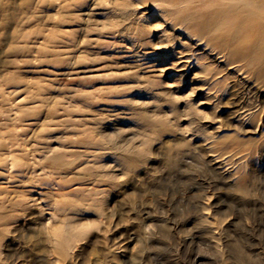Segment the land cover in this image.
<instances>
[{
  "label": "rangeland",
  "instance_id": "rangeland-1",
  "mask_svg": "<svg viewBox=\"0 0 264 264\" xmlns=\"http://www.w3.org/2000/svg\"><path fill=\"white\" fill-rule=\"evenodd\" d=\"M96 1L101 8L87 10L94 0H74L66 11L82 7V15L53 18L49 0H34L35 16L0 20V264H264V152H253L264 136L242 133L234 119L241 76L219 93L225 107L217 121L189 126L191 117L167 113L171 102L160 95L157 113L167 124L153 131L127 103L137 93L123 86L131 79L126 65L151 74L175 58L168 21L133 0L123 35L114 0ZM151 23L160 24L148 34ZM172 86L185 92L188 82ZM203 87V96L216 94ZM213 102L202 114L215 111ZM103 130L119 134L122 148L102 139ZM145 136L146 154L135 148L115 161L125 145L143 148ZM85 138L96 144H79ZM91 193L97 199L83 200L85 208L68 205ZM77 224L71 248H56L60 230Z\"/></svg>",
  "mask_w": 264,
  "mask_h": 264
},
{
  "label": "bare ground",
  "instance_id": "bare-ground-1",
  "mask_svg": "<svg viewBox=\"0 0 264 264\" xmlns=\"http://www.w3.org/2000/svg\"><path fill=\"white\" fill-rule=\"evenodd\" d=\"M33 1L34 0H0V20L14 21L21 17L35 16L36 13L32 11L35 10L32 7ZM49 1L53 4L54 9L50 11L51 13L49 16L53 18L65 17L72 14L82 15L84 11L82 7L80 10L82 12L78 14L76 12L66 11V5L71 4L74 0ZM144 1L149 2L155 7L159 15L165 18V21H168L167 25L170 30V37L177 45V49L173 51L175 58L172 62L155 66L151 74L136 69L137 67L134 65H126V67L131 70V72L128 73L131 79L130 82L123 87L137 93L136 96H131L127 99V103L135 112L134 115L139 110H142V112L137 113L136 116L138 114L142 115V120L145 125L155 131L159 124H165L167 122L165 120L166 114L163 116L161 112L157 113V108L161 107L160 95H164L165 100L171 102L167 113H176L181 118L186 115L190 116L189 126H192L194 123L196 124V119L206 118L207 120L209 118L212 121H217V109L225 107L221 100V96L219 97V93L225 96L227 92L226 84H228L230 76L237 77L239 75L242 81L240 94L243 95L244 100L240 111L234 116V119L239 124L238 129L245 134L247 132L256 134L259 130L262 132V136H264V0ZM93 5L95 6L92 8ZM113 5L119 8L123 13V21L122 23H118V25L121 26L120 33L123 34L125 30H127L124 18L127 17L132 10L131 8L136 4H133V0H114ZM99 7L101 8V4L94 0L92 5L88 6L86 9L93 10ZM88 15H91V13H88ZM99 15L101 17L107 16L106 13ZM159 24H149L150 29H148L147 33L152 34L153 31L158 28ZM104 25L105 24H103V28ZM98 33L96 34L98 35ZM143 35H145V32L140 30V36ZM212 58L220 63V66L217 67L214 66L213 63H208L207 60L210 59V61H212ZM186 81L188 82V87L185 92H178L172 88L173 84L178 85ZM205 84L213 85L215 88L216 94L210 96L211 98L208 95L203 96L202 93H199L205 90L203 87ZM222 85H224L225 88L221 87ZM157 86H161L162 88L160 93L153 92L154 87ZM150 93L151 97H144L146 94ZM197 94L198 96L202 95L203 98H196L195 96H197ZM213 98L216 99V102L212 103L215 111L207 112L204 110L205 114H202L200 109L201 106L205 102L212 101ZM151 99L153 101H151ZM149 104H153L155 110H147L146 108ZM148 113H150V115ZM254 117H258L257 125L252 123ZM169 125L171 126V124ZM174 125L179 128L178 123ZM246 127L252 128L253 130H245ZM131 128L130 131L133 130H131ZM196 128L198 133L206 141L211 139V141L217 142L218 136L215 137L214 132H208L207 128L203 125H199ZM186 129L187 127L184 131H187ZM117 130H115V132H117ZM104 132L105 133L101 136L102 139H107L108 142L115 147L122 146L121 140L118 138L119 134H113L112 131H108L109 134H107L106 131ZM218 139H221V137ZM124 140L126 141L125 138ZM142 140L140 145H142L143 148H140L137 143L139 147L132 146L131 143L128 146L125 145L124 150H126L127 153L125 155L116 156L115 161H126L128 159L127 156H129L135 148H138L137 151L139 155L146 154L151 139L149 140L148 137L145 136ZM240 142L242 141H238V143ZM79 144L94 145L96 143L85 138L80 141ZM240 145H244V143ZM253 152L262 154L264 152V142H260L259 146ZM240 191L245 193L247 191L245 178L240 180ZM87 198L97 199V196L94 193H91L89 196L83 195L81 198L75 196L71 198L70 201L68 200V205L73 207L74 210H81L86 207V203L83 202V200ZM81 227H83L82 224H77L71 225L67 229H61L59 235L53 239L56 248L70 249L73 239L76 233L81 230ZM58 260L61 261L62 259L58 258Z\"/></svg>",
  "mask_w": 264,
  "mask_h": 264
}]
</instances>
